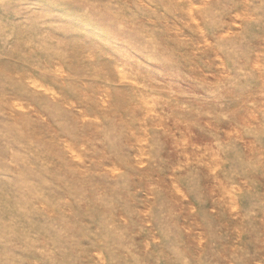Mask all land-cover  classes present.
Returning <instances> with one entry per match:
<instances>
[{
    "label": "rangeland",
    "instance_id": "1",
    "mask_svg": "<svg viewBox=\"0 0 264 264\" xmlns=\"http://www.w3.org/2000/svg\"><path fill=\"white\" fill-rule=\"evenodd\" d=\"M0 264H264V0H0Z\"/></svg>",
    "mask_w": 264,
    "mask_h": 264
}]
</instances>
